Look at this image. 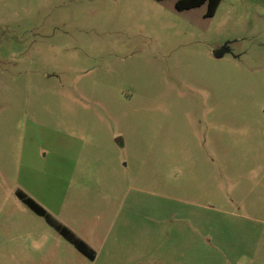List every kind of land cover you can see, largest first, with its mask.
Returning a JSON list of instances; mask_svg holds the SVG:
<instances>
[{"label":"rangeland","instance_id":"rangeland-1","mask_svg":"<svg viewBox=\"0 0 264 264\" xmlns=\"http://www.w3.org/2000/svg\"><path fill=\"white\" fill-rule=\"evenodd\" d=\"M174 2L0 0V264H264V0Z\"/></svg>","mask_w":264,"mask_h":264},{"label":"trees","instance_id":"trees-1","mask_svg":"<svg viewBox=\"0 0 264 264\" xmlns=\"http://www.w3.org/2000/svg\"><path fill=\"white\" fill-rule=\"evenodd\" d=\"M220 2L221 0H175L174 6L177 10H184L206 3L207 9L204 16L208 17L212 16L216 12ZM16 194L29 208H31L35 213L41 215L49 225H51L66 240L71 242L78 251L91 259L95 257V251L83 239L78 237L65 224L58 221L35 199L21 189H17Z\"/></svg>","mask_w":264,"mask_h":264}]
</instances>
